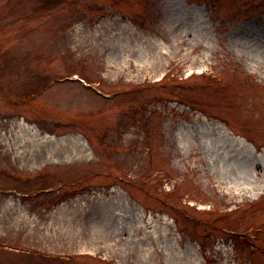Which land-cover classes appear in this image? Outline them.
Listing matches in <instances>:
<instances>
[{"label":"rangeland","instance_id":"374dc122","mask_svg":"<svg viewBox=\"0 0 264 264\" xmlns=\"http://www.w3.org/2000/svg\"><path fill=\"white\" fill-rule=\"evenodd\" d=\"M8 1L0 264H264V0Z\"/></svg>","mask_w":264,"mask_h":264},{"label":"trees","instance_id":"16d2710c","mask_svg":"<svg viewBox=\"0 0 264 264\" xmlns=\"http://www.w3.org/2000/svg\"><path fill=\"white\" fill-rule=\"evenodd\" d=\"M62 0H34L35 5H36V11L35 12H39V11H43L42 16L49 13V9H55L56 7L60 6ZM67 1V0H64ZM21 3H15L14 0H9L7 2V5H12L10 6L11 8H13L14 10H16L17 12L19 11V13H21L22 10H20L19 6ZM42 6V8H41ZM62 6V4H61Z\"/></svg>","mask_w":264,"mask_h":264}]
</instances>
